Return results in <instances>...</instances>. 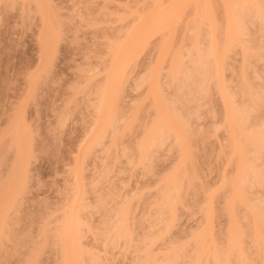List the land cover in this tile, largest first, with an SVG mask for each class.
Instances as JSON below:
<instances>
[{
  "label": "bare ground",
  "instance_id": "bare-ground-1",
  "mask_svg": "<svg viewBox=\"0 0 264 264\" xmlns=\"http://www.w3.org/2000/svg\"><path fill=\"white\" fill-rule=\"evenodd\" d=\"M31 1L41 16L42 25L37 40L38 61L40 67L45 68L54 43L60 38L61 22L50 12L48 0ZM144 2L151 4L153 10L147 12L145 9L141 14H129L127 17H131V22L126 27L108 33L102 44L105 50L103 47L99 51L100 62L97 63V70L86 72L90 75L87 84L93 81V77L101 78L98 80L99 83H93V85L96 83L93 89L92 86L90 88L93 90V93L92 91L89 93L93 98L90 103L92 105H89L92 120L73 158L74 166L71 171L74 183L73 197L65 208L63 207V215L52 234L54 254H57L55 262L56 264H104L108 252L122 245L128 252L130 250L135 254L132 257L135 263L132 264H264V197L250 196L253 191L264 192V118L261 117L264 112V86L260 91H255L251 81H248L249 79L247 80L243 74L247 66L245 58L251 54L252 49L242 40L246 35V23L259 22L264 25V0H169L168 2L144 0ZM106 9L103 6L98 14L102 18L113 19V13ZM185 11L188 12L187 15L184 14ZM216 14L220 22L222 21L219 30L220 40L215 35ZM127 17L117 15L115 21L123 22ZM188 17L190 24L185 30L191 31L190 40L192 39L193 44L190 43L188 49H186L188 45L180 44L176 48L177 51H174L176 53L171 55L167 69L166 67L163 69L164 57L170 51L168 48L174 32L173 26ZM153 36L159 37L154 48L156 54L153 65L134 83V90L144 88V95L150 100L152 113L148 114L147 119L141 123L138 133L132 139L123 141V136L131 130V122H127L128 114L126 118H124L126 114L120 115L124 111L122 105L126 97L124 90L130 78L128 68L132 65L137 66L139 56ZM236 48L240 49L242 56L241 78L237 89L230 90L223 76L230 66L229 53ZM183 49L186 50L184 63L181 60ZM162 70L166 72L162 73ZM253 75L256 78L257 73L254 72ZM163 84L172 88L173 97L170 102H177L187 109L198 99L207 97L211 90L210 86L214 87L221 115L219 125L213 128V132L220 130L224 135L220 148L223 162L232 168V176L229 177L223 168L212 186L200 187L203 192L202 198L196 199L195 196L194 199L191 195L192 200L194 199L192 208L199 217L194 226L186 227L188 229L186 232L183 226V229L179 228L183 230L180 232L181 237L185 239H181L180 242V237L176 235L177 238L179 237L177 243H180V246L182 244L181 248L175 246L177 238L173 240L171 237L170 243L174 246L168 248L166 245L167 250L166 248L160 250L165 257L163 261L160 260L161 263L157 257L162 253L155 251L157 249L155 244L167 239L166 235L169 237L172 234H169L171 229L178 226V216L180 217L177 215L178 208H185L186 190L189 191L195 186L197 176L188 170L192 155L188 153L187 140L200 134L199 130L194 131L189 128V118L180 111L173 110L171 106L160 107ZM189 114L197 116L193 110ZM11 142L19 152L21 145L16 132L15 135L13 133ZM164 147H167L169 152H174L175 159L170 172L154 184L155 194H149V199H145L139 187H131L128 190L126 186H122L117 191L112 187L107 191L109 192L106 194L107 198L105 196L106 201L109 198L108 204L112 206L106 209L107 212L103 210L106 212L104 215L102 213L103 218L107 214L106 217L112 220L102 218L109 222L105 224L102 220L101 223L100 219L96 222V224L99 222L96 226L83 217V212L88 207L84 203V189L81 183L82 164L86 159L91 157L94 159L99 153L105 156H116L120 153L126 157L128 165L139 168L145 174L151 171L156 155ZM13 171V173L17 172V170ZM12 181L9 179L8 184L4 183L5 186L0 187L3 188L0 189V236L5 231L3 229L7 214L2 209L6 196L10 194ZM219 200L222 202L220 204L222 208L220 207L221 212L218 211V214L220 212V216L226 219L225 233L221 235L223 238L216 235V240L223 239L222 242L218 240L221 244L224 242L222 247L213 237L215 234L213 221L217 219L214 215V207H216L214 203L218 201V204ZM138 203L145 205L144 208L139 207L140 210L143 208L142 213L140 212L141 218H137ZM11 204L8 205L12 206ZM8 205L7 207H10ZM188 205L191 206L189 203ZM146 210L152 214L151 218L148 217L150 214L148 216L143 214ZM108 213L111 215L109 216ZM143 216L145 218L147 216L149 221L152 219L150 226L148 225L149 231L151 230L150 235H146L145 231L148 229L144 226V223L146 222L147 225L149 221L144 219V222ZM190 216L192 214L188 212L186 217ZM142 227H146L145 230ZM136 228L139 230L137 231ZM173 230L175 232V229ZM135 231L144 232L142 235H139L140 232L136 235ZM88 235L91 237L90 240L87 239ZM174 235L175 233L171 236ZM245 240L249 245L243 250ZM163 256L161 255L160 258ZM29 261L27 264L31 263Z\"/></svg>",
  "mask_w": 264,
  "mask_h": 264
},
{
  "label": "rangeland",
  "instance_id": "rangeland-1",
  "mask_svg": "<svg viewBox=\"0 0 264 264\" xmlns=\"http://www.w3.org/2000/svg\"><path fill=\"white\" fill-rule=\"evenodd\" d=\"M48 1L50 12L61 22L59 28L61 32L59 40L54 43L46 67L41 68L38 61L37 40L42 24L41 16L34 3L31 0H0V187L4 183L8 184L9 179L13 180V183L10 182L12 184H10V194L6 196L5 201L3 198L4 207L1 208L7 214V219L5 218L6 229L4 227L5 231L0 236V264H27L29 260L32 264H56L55 256L57 254H54L55 245L53 246L51 238L53 239V231L63 215L65 205L73 197L74 183L71 173L74 166L73 158L79 143H81L80 140L92 120L90 110L92 104L90 103L93 98L89 93L91 91L93 93V90L90 88L92 86L93 89L96 85L93 83H99L98 80L101 78L100 76L93 77V81L87 84L89 74L86 72L97 70V63L100 62L99 51L103 47L105 50V46L102 44L108 33L126 27L131 22V17H127L129 14H141L145 9L147 12L153 10V6L150 7L151 4L148 5L149 2L146 1L147 4L144 0ZM103 6L107 8V11L113 13V19L102 18L98 14ZM187 13L185 11L184 14L187 15ZM117 15L127 18L123 22L115 21ZM217 16L218 14L215 18V35L220 40L221 32L219 33V30L222 21L220 22ZM189 24L188 17L173 26L175 30L174 28L172 30L174 32L168 48L170 51L164 57L163 69L165 67L167 69L171 55L176 53L174 51H177L176 48L180 44L188 45L186 49L193 44L192 39L190 40L191 31L185 30L186 27L189 28L187 26ZM158 40V36H153L139 56L137 66L132 65L128 68L130 78L126 82L124 90V97H126L122 104L124 111L120 115L126 114L124 116L126 118L128 114L127 122H131V130L130 133L123 136V141L132 139L138 133L141 123L147 119L148 114L152 113L150 100L146 99L144 95V88L134 90V83L153 65L156 54L154 48ZM242 40L252 49L251 54L245 58L247 66L244 68L243 74L247 80L249 79L248 81H251L254 90L260 91L264 86V25L259 22L246 23V35L242 37ZM232 51L229 53L231 58L228 60L230 66L224 72L223 77L230 90H236L241 78L242 56L240 49L236 48ZM182 53L184 56H181V60L184 63L186 50ZM94 66L95 69H93ZM165 70L161 72L164 73L167 71ZM254 72L257 73L256 78L253 77ZM210 88L207 97L198 99L187 109L177 102L171 103L172 88H168L164 84L162 86L163 97L159 101L160 107L171 106L173 110L180 111L186 118H189V128L194 131L199 130L200 134L189 137L187 140L188 153L192 155L188 170L197 176L195 186L189 191L186 190L185 208H178L177 215H180V217L178 216V230L177 227L173 228L175 232L171 229L169 234L175 233L174 236L171 234L169 238L166 235L167 239L163 238V241L155 244L157 247L155 251L158 250V252L164 250L166 245L168 248L173 247L170 240H174L177 236L180 237L181 242L183 237L180 232L183 230L186 232L188 227L195 225L199 215L195 213L196 210L192 208V204L196 197V199H200L203 196L200 187L202 185L212 186L223 168L229 177L232 176V168L223 162L220 148L224 135L220 130L216 133L213 132V128L219 125L221 109L216 90L213 86ZM192 110L197 113V116L189 114ZM261 117L264 118V112ZM13 131L16 132L20 140L19 152L11 142L13 133L15 135ZM174 159V152H169L168 148L164 147L156 155L151 171L145 174L139 168H132L128 165L126 157L120 153H117L116 156H105L99 153L94 159L92 157L86 159L82 164L81 183L84 189V203L88 207L85 208L83 217L96 226L99 223L96 224V222L100 219L101 223L104 221L105 224L110 221L109 219L112 220L110 217L107 218V214V217H102V213L104 215L107 212L106 209L112 206L108 204L109 198L106 201V194L109 193L107 191L112 187L114 191H117L122 186H126L128 190L136 186L140 191H143V198L149 199V194H155L154 184L170 172ZM13 170H17V172L13 173ZM11 173L16 176L10 175ZM191 195L194 196L193 200ZM250 196L251 198L253 196L264 197V192L253 191ZM98 197L104 198L106 205L104 199L99 201ZM217 202L214 203V206L216 204L214 215L217 216V219L213 221V232L215 233L213 237L214 241L220 243L223 239L219 238L220 241L216 239L217 236L224 235L226 219L224 216H220L219 209L222 202L220 200L218 204ZM10 203L12 206L8 205ZM188 203L191 205L190 207ZM137 205L138 208L135 207L137 216H139L137 218H141V210L145 205L140 203ZM140 206L143 207L141 210ZM187 208L188 210H186ZM7 209H9L8 213H6ZM104 209L106 212H103ZM218 211H220L219 214ZM188 212L192 214L189 218L186 217ZM143 214L148 216L150 213L146 210ZM151 215L148 217L151 218ZM147 216L143 218V221L144 219L149 221ZM102 218H107L109 221ZM151 221L152 219L147 225H145L146 222L144 223L148 229L145 231L146 235L151 233V230L149 231ZM145 228L142 227L143 230ZM137 231H135L136 235L140 232ZM143 232H140L139 235H142ZM179 237L176 239L175 246L181 248L182 244L180 246V243H177ZM87 239H91L90 235L87 236ZM161 242H166V244L162 245ZM173 242L175 244V241ZM248 245V241L245 240L243 244L245 249L243 250H246ZM179 247L174 248L179 250ZM124 249L122 245H119L118 248L110 250L104 264L135 263L132 258L135 254ZM153 253L159 255L156 252ZM161 255L163 256V253ZM160 256L157 257L159 262L165 259L164 256V258H160Z\"/></svg>",
  "mask_w": 264,
  "mask_h": 264
}]
</instances>
